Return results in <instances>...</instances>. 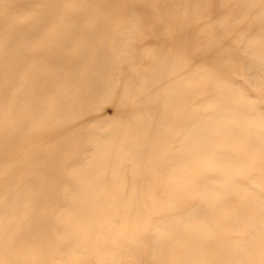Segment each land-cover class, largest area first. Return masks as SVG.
I'll list each match as a JSON object with an SVG mask.
<instances>
[{
  "label": "bare ground",
  "instance_id": "bare-ground-1",
  "mask_svg": "<svg viewBox=\"0 0 264 264\" xmlns=\"http://www.w3.org/2000/svg\"><path fill=\"white\" fill-rule=\"evenodd\" d=\"M264 0H0V264H264Z\"/></svg>",
  "mask_w": 264,
  "mask_h": 264
},
{
  "label": "rangeland",
  "instance_id": "rangeland-1",
  "mask_svg": "<svg viewBox=\"0 0 264 264\" xmlns=\"http://www.w3.org/2000/svg\"><path fill=\"white\" fill-rule=\"evenodd\" d=\"M261 89H262V88H260V90H261ZM260 95L264 97V89H262ZM263 110H264V109H263Z\"/></svg>",
  "mask_w": 264,
  "mask_h": 264
}]
</instances>
